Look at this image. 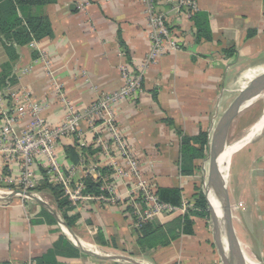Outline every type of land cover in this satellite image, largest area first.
I'll return each instance as SVG.
<instances>
[{
    "label": "crops",
    "instance_id": "1",
    "mask_svg": "<svg viewBox=\"0 0 264 264\" xmlns=\"http://www.w3.org/2000/svg\"><path fill=\"white\" fill-rule=\"evenodd\" d=\"M194 1L197 11L186 13L175 10V0H155L181 42L179 49L147 66L140 95L113 105L117 132L144 178L158 188H178L181 204L191 206L201 190L198 177L208 176L210 141L224 104L237 96L233 88H244L264 73V0ZM14 3L23 19H40L45 31L22 46L15 44L13 59L0 38V71L4 64L12 65V78L1 90L9 106L25 96L44 103L49 125L65 120L67 104L85 113L98 98L117 91L123 66L141 64L149 51L141 0ZM196 14L205 16L207 33L198 32ZM99 124L81 121L76 135L59 142L58 161L63 170L74 166L78 180L90 177L101 186L110 184L120 200L73 204L67 197L69 205L62 208L66 221L50 191L40 189L44 182L54 185L45 177L31 196L17 191L0 195V264H22L29 258L37 264H218L211 217H194L193 234H181L166 246H138L143 223L137 224L128 207L131 183L115 178L113 167L125 164L115 152L114 139ZM251 128L220 157L237 245L253 263L264 264V111ZM199 133L207 134L206 156L193 160L192 171L183 174L182 138ZM66 146L74 149L78 162L67 159ZM44 168L42 163V174ZM206 196L218 216L210 187ZM172 218L164 215L155 221L163 224Z\"/></svg>",
    "mask_w": 264,
    "mask_h": 264
},
{
    "label": "built area",
    "instance_id": "2",
    "mask_svg": "<svg viewBox=\"0 0 264 264\" xmlns=\"http://www.w3.org/2000/svg\"><path fill=\"white\" fill-rule=\"evenodd\" d=\"M146 14L149 30L150 48L139 65H124L123 84L115 92L101 96L90 105L85 113L75 112L68 105L66 118L57 125H49L43 116L45 104L31 102L28 97H18L9 106V100L0 89V195L7 196L14 192L12 186L20 185L18 195L31 192L43 180L60 185L68 199L74 204L82 199H98L115 202L121 196L110 184L101 186V194L93 196L84 194V183L75 175V167L63 170L58 161L57 149L60 141L71 138L78 133V125L87 119L91 125L99 121L115 144V152L122 157L124 166L115 164V178L131 185L128 207L136 216L137 224L155 220L178 208L161 202L156 189L144 178L138 163L130 154L122 136L114 124L113 105L128 98L136 97L143 91L142 81L147 66L167 52L179 49L180 41L175 39L167 24L166 15L156 8L155 0H141ZM175 10L186 13L197 11L194 0H175ZM105 153L109 150L103 144ZM44 163V174L39 166ZM91 171L93 168L90 169ZM75 178V179H74ZM3 183V185H2ZM6 183L7 185H4ZM191 204L183 202L180 210L186 213ZM22 264H37L29 258Z\"/></svg>",
    "mask_w": 264,
    "mask_h": 264
},
{
    "label": "trees",
    "instance_id": "3",
    "mask_svg": "<svg viewBox=\"0 0 264 264\" xmlns=\"http://www.w3.org/2000/svg\"><path fill=\"white\" fill-rule=\"evenodd\" d=\"M20 8V6H19ZM21 10V8H20ZM18 13V6L15 5L14 0H0V38L3 48L6 50L10 59L14 58V45L22 46L28 43L32 37L39 38L45 31V24L37 18L28 19L22 18ZM195 18L200 20L198 25V32L203 30L207 33V21L204 15L196 14ZM10 63L4 64V67L0 71V89L6 87V80H11ZM207 134L199 133L193 137H183L181 141V171L183 174L190 173L192 171V162L195 159H204L206 156ZM65 153L67 159L72 162H78V157L74 153V149L71 146L65 147ZM192 166H191V165ZM85 189L84 192L92 195L101 194V185L90 177H86L83 180ZM151 184V183H150ZM151 186H154L151 184ZM156 194L161 202L171 204L178 208L165 216H173L172 220L163 224L158 221L152 220L142 224L140 229V236L137 244L142 249H151L158 246H166L171 241L177 239L181 234L191 235L193 234V218H202L208 220L210 213L208 211V204L202 190H198L193 196V202L191 209L186 214L180 216L178 211L181 206V192L178 188H164L154 186ZM40 189H48L51 195L55 198L59 209L62 211L64 218L67 221L65 210L62 208L68 207L69 201L67 196L64 195V191L59 185H51L44 182ZM164 216V215H163Z\"/></svg>",
    "mask_w": 264,
    "mask_h": 264
},
{
    "label": "water",
    "instance_id": "4",
    "mask_svg": "<svg viewBox=\"0 0 264 264\" xmlns=\"http://www.w3.org/2000/svg\"><path fill=\"white\" fill-rule=\"evenodd\" d=\"M263 90L264 73L252 80L244 87V89L239 91L237 96L220 116L210 141L209 170L204 196L208 204V211L213 224L214 240L223 264L245 263L238 255V251L241 249L238 247L234 237L226 179L220 169L218 161L224 152L227 135L233 120L237 117L240 111L248 103L256 99ZM208 187L211 188L214 197L219 203L220 218L214 213L207 200L206 191L208 190ZM23 195L31 196L29 192H25Z\"/></svg>",
    "mask_w": 264,
    "mask_h": 264
},
{
    "label": "rangeland",
    "instance_id": "5",
    "mask_svg": "<svg viewBox=\"0 0 264 264\" xmlns=\"http://www.w3.org/2000/svg\"><path fill=\"white\" fill-rule=\"evenodd\" d=\"M256 74H258L257 71H255L254 74L252 72L253 76H255ZM236 88H237V90H236ZM236 88H233V89H235V93H233V94L239 93V92H237L238 89H244V88H240V87L239 88L236 87ZM231 101H228L227 103L224 104V108L222 109V113H223V111H225V109L227 108V106L230 104ZM263 111H264V90L260 93V95L256 99H254L252 102L248 103L240 111V113L237 115V117L233 120V122L230 126V129H229L228 135H227L225 148L227 146H232L233 144L243 140L245 138L244 136L248 134L249 129L259 119V117L261 116ZM257 136L258 135H255V136L251 137V139H254ZM245 143H246V141L244 140L243 144H245ZM201 176H202V174H201ZM197 180L200 181L201 190L204 191L205 190V184L204 183L205 182L207 183V181H206L207 179L205 178V173L202 177H198ZM4 185H7V184L4 183ZM12 189L14 191H18V190H21V187H20V185L12 186ZM224 244H223V246H224ZM215 258H216V260H218V264H223L221 261V257H220L219 252H215ZM258 264H261V263H258Z\"/></svg>",
    "mask_w": 264,
    "mask_h": 264
},
{
    "label": "bare ground",
    "instance_id": "6",
    "mask_svg": "<svg viewBox=\"0 0 264 264\" xmlns=\"http://www.w3.org/2000/svg\"><path fill=\"white\" fill-rule=\"evenodd\" d=\"M260 125H261V124H260ZM251 129H252V128H251ZM249 130H250V129H249ZM251 131H254V130H251ZM218 162H219V165H220V169H221V171H222L221 157L219 158V161H218ZM215 201H216V203L218 204V207H220L218 201L216 200V198H215ZM218 216H219V218L221 217V216H220V213H219ZM238 252H239V254L242 255L246 260L250 261L251 264H256V263H253V262L251 261V259L246 255V253H244L242 250H239Z\"/></svg>",
    "mask_w": 264,
    "mask_h": 264
}]
</instances>
